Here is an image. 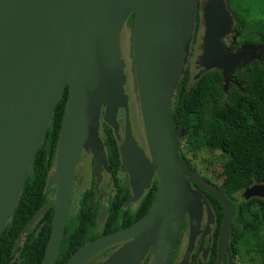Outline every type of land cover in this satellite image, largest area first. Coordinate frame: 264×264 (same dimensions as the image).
<instances>
[{"label":"water","instance_id":"obj_1","mask_svg":"<svg viewBox=\"0 0 264 264\" xmlns=\"http://www.w3.org/2000/svg\"><path fill=\"white\" fill-rule=\"evenodd\" d=\"M197 6L202 27L197 64L201 69L194 79L218 69L223 92L229 82L240 89L232 72L252 59L262 62L263 47L248 43L233 51L223 47V37L236 32L226 0H0V233L14 211L30 163L66 88L53 169L44 185L45 189L53 186V196L22 230L52 206L39 264H52L59 247L81 149L92 154L94 175L100 166L108 170L97 134L99 118L112 129L115 140H122L118 143L119 167L128 174L129 201L149 187L152 176L156 179L155 200L142 217L85 242L62 264H85L102 249L122 241L101 264H138L148 249V264H168L183 215H188L192 228L202 203L206 206L190 182L221 205L217 264H223L230 204L221 190L181 160L178 132L169 116L174 89L184 72ZM131 13V64L147 155L131 133L118 45L119 32ZM119 107L124 110L121 138L115 119ZM73 119L78 142L74 152L62 158V144ZM242 191L245 198L264 200V183L250 184Z\"/></svg>","mask_w":264,"mask_h":264},{"label":"trees","instance_id":"obj_2","mask_svg":"<svg viewBox=\"0 0 264 264\" xmlns=\"http://www.w3.org/2000/svg\"><path fill=\"white\" fill-rule=\"evenodd\" d=\"M226 3L233 14V28L242 37L229 48H237L243 43L260 44L263 47L262 62L252 59L246 65L235 69L232 75L240 82V89L231 84L226 92L222 91L221 74L218 69L205 71L198 78L191 80L188 65L185 64L184 72L180 75L173 92L169 116L172 118L174 129L182 137L186 151L193 153L199 148L208 147L218 150L225 156L222 165L231 186L222 189L221 186L214 185L224 190L232 206L233 228L230 230L229 239L243 238L248 241L245 237L250 236V240L257 241L256 234L264 223V200L251 197L234 203L230 195L250 184L264 183V20L248 21L249 10L241 6L238 0H226ZM132 16L131 13L125 23H131ZM198 26L195 9L193 36ZM65 99L66 88L52 112L44 138L30 163L14 211L1 230L0 264H39L42 257L50 228L52 206L26 231L22 230L53 191V188L45 190L44 185L53 163ZM100 137L104 140L107 164L113 179L112 194L103 205V219L100 223L96 222L101 204L99 200L94 203L88 200L92 194L91 188L83 191L75 212L66 214L60 244L52 264H62L86 241L142 217L155 200L156 179L153 178L149 188L144 191L133 209L122 207L129 190L116 173L119 159L114 135L111 128L102 122ZM179 156L187 166L195 169L183 152L179 151ZM208 202L219 223L220 203L210 195ZM253 202L257 207L254 217L242 221L240 219L242 209L248 208V204ZM236 218L244 225L243 229L239 228ZM146 260L147 258L142 264H146Z\"/></svg>","mask_w":264,"mask_h":264},{"label":"flooded vegetation","instance_id":"obj_3","mask_svg":"<svg viewBox=\"0 0 264 264\" xmlns=\"http://www.w3.org/2000/svg\"><path fill=\"white\" fill-rule=\"evenodd\" d=\"M197 2H199V0H197ZM199 15H200L199 7L197 6L196 7V17L198 20V25H199L198 27L202 28L200 23H199ZM199 32L200 31H198V28L195 31L194 36H193V32H192L191 40L189 43V47L190 46L191 47L189 49V52L187 55V61H186V64L188 66L190 64V61H189L190 56L189 55H191L193 53V50L199 44V42L196 41ZM234 49H230V50L233 51ZM192 70H193V67H192ZM231 84H233V83H230L228 85V88L230 87ZM127 113H128V110H127ZM116 118L119 121L118 131H120L119 134L121 135L122 126H123V117H120L119 110L116 113ZM128 119H129V123H130V118L128 117ZM130 128H131V125H130ZM131 133L133 135L132 128H131ZM114 139H115V137H114ZM120 141H122V140H120ZM135 141H136L137 145L140 146V148L143 150V152L147 155L145 142L143 145L139 142V140L135 139ZM100 143H101V147H102V150L104 152V155L106 157L104 140H102L101 137H100ZM114 144H115L117 154H118V159H119V151H118L116 140H114ZM53 157H54V154H53ZM81 158H85L87 161L89 178L87 180V184H86L87 186L82 187V190L80 191L79 195L76 198L75 210L79 205V199H80L83 191L91 188L92 194L88 197V200L91 201L92 203H94L96 200H99V202L101 204V208L98 212L96 222L100 223L101 220L103 219V216H104L103 205L106 204L107 198L112 194V187H113V179L111 176L109 166L107 164V158H106V164L108 166V170L103 169V171L101 172V178L103 177V175H102L103 172L108 175L109 181L106 182L105 184L108 185L109 187L107 189H105L104 191L101 190L100 193L95 191V186L97 184H100V183H98V180L96 181V178H95L93 170H92L93 169L92 154L90 152H85L81 149L78 162ZM78 162L76 163L75 168H74V173H73V178H72V183H71V188H70V196H69V200H68V206H67L66 214L70 213L69 212V206H71V199L73 197V191H74L72 186L75 183V180L77 179L76 175H77V169H78ZM52 169H53V163L50 167V171ZM120 171H122V170L120 169L119 164H118L117 171H116L117 176H118V178H120L121 180H123L126 183L127 188L129 190L128 196L122 202V207H128L129 209H133L136 205V202L139 200V198L142 196V194L144 193V191L146 189H143L141 195L139 197H137L134 201H129V198L131 197V189H130V185H129V181H128V174H127V172H124V171L122 174H120ZM200 175L209 184H211L215 188L219 189L205 175H203V174H200ZM153 178H155V176H152L150 184H151ZM190 185H191V187L198 189L200 191L202 197L205 199L207 208H206L205 204L202 203L201 212H200L198 221H197L196 225L194 224V226L192 228L190 227L188 215L187 214L183 215L181 225H180V229H179L174 247L172 249L168 264H217V241H218V234H219V229H220V224H221V217H220V222L217 223V221L215 219L214 211H213L212 207L210 206V203L208 202L210 194H208L205 191H202L195 184H193L191 182H190ZM248 186H246V187H248ZM48 188L51 189V188H53V186H48L47 189ZM243 188H245V187H243ZM243 188L236 191L235 193H231L230 199L234 200V203H236V202L238 203L239 201L241 202V200H247V199L251 198V197H248V198L244 197V194L242 191ZM47 189H45V190H47ZM53 190H54V188H53ZM219 190H221L224 194V190H222V189H219ZM52 196H53V191L51 192V198H52ZM224 196H225V194H224ZM225 197L227 198V196H225ZM51 198L49 197L48 199H51ZM227 200L229 202V198H227ZM229 204H230V202H229ZM230 207H231L232 217H231V223H230V229H229L228 237L226 240L227 250L223 252V264H248L247 261L251 262V259L253 257L252 256L253 250H251L247 247V244H250V236L245 237L248 239V241L244 240L243 238H238L236 240H233V239L230 240L229 239L230 230H231V228H233V226H232V224H233V211H232L231 204H230ZM207 209H208L209 213H208ZM75 210H74V212H75ZM255 212H256L255 203L254 202L249 203L248 208L242 209L240 219L241 220L246 219L245 218L246 216L253 218ZM73 213H70V214H73ZM101 214H102V216H101ZM221 215H222V208H221ZM236 219L238 221V224L240 225L239 228L243 229L244 225L240 224L238 218H236ZM246 220H248V219H246ZM32 224L30 226H32ZM30 226H28V228ZM123 227H125V226H123ZM18 240H19V238H18ZM123 243H124V241L119 242V243L114 244V245H111L105 249H102L101 251L96 253L91 259H89L85 264H101ZM146 258H147L146 264H148V262L150 260L149 249L147 250L144 257L139 260L138 264H142Z\"/></svg>","mask_w":264,"mask_h":264},{"label":"rangeland","instance_id":"obj_4","mask_svg":"<svg viewBox=\"0 0 264 264\" xmlns=\"http://www.w3.org/2000/svg\"><path fill=\"white\" fill-rule=\"evenodd\" d=\"M238 2L241 6L248 8L249 10V17L247 18L248 21H252L253 19L264 20V0H238ZM198 31L200 32L198 34L196 41H198L200 44L201 42L200 35H201L202 28L198 27ZM241 38H242L241 35H238L236 32L234 31L229 32L222 39L223 47L231 51L229 46L235 42H238ZM118 40H119L118 45H119L120 55L124 62L125 82H124L123 88H124V92L127 94L128 117L130 118V123H131L130 125L132 128L134 138L136 140H139V142L144 145V136H143L141 120L139 116L138 103L136 99V91H135V86H134V77H133L132 64H131L130 27L128 26L127 23H125L122 26L119 32ZM199 44L193 50V53L189 55L190 64L188 67H189L191 79H194L195 74H197V72L201 69V67L197 64V57L201 53ZM190 47L188 44L187 55H188ZM187 55H186V61H187ZM186 61L183 64V68L186 64ZM192 67H193V70H192ZM229 84L230 82L228 83V85ZM118 110H119L120 117H123V123H124V110L122 107H119L117 111ZM115 119L117 122V134L121 138L122 132L120 135L119 134L120 131H118L119 121L116 118V114H115ZM101 122L102 121L99 118V124L97 128V132H98L97 134L99 138H100ZM122 131H123V126H122ZM116 142H117V147H118L119 145L118 143H121V141L116 140ZM176 144H177V148L179 147L178 152L180 151V152H183V154H185V156L193 164V166L195 167V170L199 174L205 175L211 182H213L216 185L221 186L222 189H227L231 186V181L226 175V172L222 165V162L225 159V156H223L218 150L211 149L208 147L207 148L202 147L193 153L186 151L184 147V142L179 133L177 136ZM82 150L85 152H89L83 148ZM103 169H106V168L103 166H100L98 169L97 175H94L96 178V181L98 180V183H100L95 186V191L98 193H100L101 190L104 191L105 189L109 187L108 185L105 184L106 182L109 181L108 175L103 172L102 173L103 177L101 178V172L103 171ZM120 169L122 170L120 171V174H122L123 171L126 172L123 168H120ZM76 178L78 180L76 179L75 183L72 186L74 191H73V197L71 199V206H69L70 213H73L75 210L76 198L79 195L80 191L82 190V187L87 186L86 184H87V180L89 176H88V165H87V161L85 158H81L78 162ZM49 197L51 198V192L49 194ZM245 218L248 220L252 219V217H249V216H246ZM256 235L258 236V240L257 241L250 240V244H247V247L253 250V254H252L253 257L251 259V262L247 261L248 264H264V223L261 224L260 229L258 230ZM257 244H258L259 250H257Z\"/></svg>","mask_w":264,"mask_h":264},{"label":"bare ground","instance_id":"obj_5","mask_svg":"<svg viewBox=\"0 0 264 264\" xmlns=\"http://www.w3.org/2000/svg\"><path fill=\"white\" fill-rule=\"evenodd\" d=\"M65 137L66 140H64L61 148V153L63 154L62 158H65L66 154H71L72 152H74L75 145L78 142L79 133L76 119H73V121L69 125Z\"/></svg>","mask_w":264,"mask_h":264}]
</instances>
